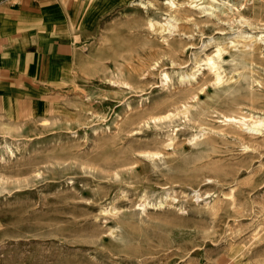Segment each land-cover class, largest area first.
Segmentation results:
<instances>
[{
    "label": "rangeland",
    "instance_id": "obj_1",
    "mask_svg": "<svg viewBox=\"0 0 264 264\" xmlns=\"http://www.w3.org/2000/svg\"><path fill=\"white\" fill-rule=\"evenodd\" d=\"M45 1L70 51L0 100V264H264V0Z\"/></svg>",
    "mask_w": 264,
    "mask_h": 264
},
{
    "label": "crops",
    "instance_id": "obj_2",
    "mask_svg": "<svg viewBox=\"0 0 264 264\" xmlns=\"http://www.w3.org/2000/svg\"><path fill=\"white\" fill-rule=\"evenodd\" d=\"M11 1L0 0V100L5 91L31 88L27 84L32 73L28 68L35 64L33 52L38 53L37 65L42 66V56L50 58L51 52H57V57L65 58L70 51L66 42L71 32L66 30L65 11L59 12L64 1L18 0L15 7Z\"/></svg>",
    "mask_w": 264,
    "mask_h": 264
},
{
    "label": "bare ground",
    "instance_id": "obj_3",
    "mask_svg": "<svg viewBox=\"0 0 264 264\" xmlns=\"http://www.w3.org/2000/svg\"><path fill=\"white\" fill-rule=\"evenodd\" d=\"M214 2H215V0H213ZM192 3H194V7H197V6H199V4L197 3V2H195V1H192ZM226 3V2H225ZM173 5V4H172ZM194 7H192V8H194ZM198 9H203V10H205L206 8L205 7H198L196 10H198ZM222 49V48H221ZM217 51L220 53L222 50H220V49H217ZM254 52V51H253ZM216 54H218V53H216ZM220 55V54H219ZM210 61H211V59H210ZM212 64H214V63H212ZM215 69V68H214ZM217 78V80L219 81L220 80V76L217 74V76H216ZM229 121L231 120V121H234V122H237V121H235V119L234 118H229L228 119Z\"/></svg>",
    "mask_w": 264,
    "mask_h": 264
}]
</instances>
